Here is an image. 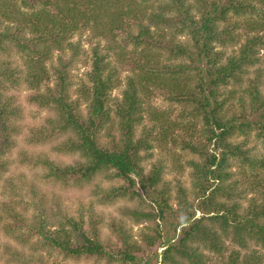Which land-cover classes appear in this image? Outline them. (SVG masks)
I'll return each mask as SVG.
<instances>
[{
	"label": "trees",
	"instance_id": "16d2710c",
	"mask_svg": "<svg viewBox=\"0 0 264 264\" xmlns=\"http://www.w3.org/2000/svg\"><path fill=\"white\" fill-rule=\"evenodd\" d=\"M256 1L263 5L260 11ZM232 11L234 23L220 30L219 24L228 22ZM258 13L262 19L264 0H0V53L17 50L25 60L24 67L14 66L0 56V89L3 90L0 92V140L3 144L10 142L9 136L15 130L11 128L12 121L20 112L4 92L7 87L16 88L27 83L32 90L29 101L54 110L47 120L48 126L37 133V139L32 142L37 144L64 137L62 151L80 152L85 158L83 162L67 167L45 162L51 175L58 179L90 180L99 172L112 170L126 183L121 196L126 197L131 191V199L138 198L146 203L134 190L138 178L153 211L134 212V215L147 221L164 222L165 216L173 210L169 205V193L165 189L158 190L160 173L157 170L146 176L140 165L142 157L139 153L143 148H149L147 141L152 132L136 138V128L144 122L145 111L154 96L151 87L160 88V92L163 90L171 102L192 105L187 116L201 121L205 142L194 144L184 139L185 148L201 159L194 161L192 173L194 187L200 194L195 195L197 207L193 210L188 205L189 208L184 209L185 218L174 226L175 231L182 227L186 232L180 247L161 243L165 248L160 255L161 261L157 254L140 255L141 247L129 233H123L120 251L107 252L99 238L92 236L93 231H86L85 224L72 216L65 224L73 230L66 231L62 225V230L49 231L47 226L51 216H46L44 211L34 219L23 217L27 231L15 238L17 244H28L32 234L37 236L42 247L58 249L68 257L107 256L111 262L119 264H181L185 259L196 264L193 260L200 257V251L194 244L209 243L218 250L221 235L228 228L234 231L235 239L242 246L251 238L264 244V202L257 204L256 199H251V207L243 214L235 211L239 199L244 198L248 190L261 188L264 192V187L255 183L239 192L237 182L232 183L234 188L224 186L232 179L229 170L233 160L248 165L257 173L264 167V153L254 155L251 148L245 147L247 137L251 136L264 149V58L261 60L260 56L264 51V34H260L264 23L259 26L252 19H242L252 14L258 16ZM243 23L249 32L257 31V34L248 35L236 55L225 57L224 53L216 52L217 45L228 48L239 42L242 34L238 38L235 35ZM87 29H93L98 39L112 43L117 42L118 37L120 39V32L126 45H134L130 61L134 74L128 79V88L116 111L120 134L114 136L112 146L100 141V132L111 122L108 98L117 82L114 71H108L109 53L100 55L97 49L94 50V65L89 75L93 88L85 116L80 111V103L70 100L68 68L55 66L51 73L46 64L56 46L77 48L71 36ZM30 34L32 36L27 39ZM182 35L190 36L189 43L180 41ZM118 56L126 62L123 53ZM259 64L256 70H250ZM53 76L57 81L54 87L51 86ZM227 87L230 89L224 93ZM230 105L238 108V112L228 116ZM163 123L159 136L163 138L171 137L181 126ZM240 135L246 138L238 143L235 139ZM4 155L5 152L0 151V172L6 166ZM259 176L254 175V179ZM222 195L227 200H236L228 207L219 202ZM197 209L201 210L203 218L192 220ZM5 231L10 236L15 234V229L9 226ZM16 246L9 245V251L16 261L26 264V257ZM263 263L258 257L246 256L225 264Z\"/></svg>",
	"mask_w": 264,
	"mask_h": 264
},
{
	"label": "rangeland",
	"instance_id": "374dc122",
	"mask_svg": "<svg viewBox=\"0 0 264 264\" xmlns=\"http://www.w3.org/2000/svg\"><path fill=\"white\" fill-rule=\"evenodd\" d=\"M197 4L195 3L196 6ZM255 4L260 11V7L262 8L263 5L259 1H256ZM20 6L24 10L25 6L22 4ZM252 15L244 16L242 19H252L251 21L258 23L259 26L264 23V17L261 19V14ZM229 16L228 22L223 21L219 24L220 30L228 24L234 23V12H230ZM244 23L242 29L236 31L235 36L237 38L242 34L239 42L228 46V48L217 45L216 52L224 53L225 57L236 55V51L246 41L248 35L252 37L257 34V31L249 32V28L246 29ZM251 25L257 28L256 24L251 23ZM246 32L249 33L244 35ZM260 32L263 35L264 29ZM94 33L93 29H87L73 37L71 36V41L77 44V48L75 46L71 50L56 46L46 64L51 73L55 66L60 65V67L68 68L70 100L80 103V111L85 116L89 109L88 96L93 88L89 75L93 70L94 50L97 49L100 55L109 53L110 67L108 71H114L117 82L110 91L108 98V107L112 110L111 122L100 132V141L107 146L110 144L112 146L111 142L114 136L120 134L118 129L119 117L116 111L124 97L125 89L128 88V79L134 74L130 65L134 45H126L125 38L120 32V39L118 37V41L114 43L109 40L98 39ZM31 36L32 34L27 35V39H30ZM188 36L182 35L179 39L184 44L189 43L190 36ZM108 47H111L109 51ZM122 53L124 59L127 58L126 62L119 59L118 55ZM0 54L3 61H11L14 66L24 67L23 55L17 50H8ZM157 55L155 54V56ZM260 56L263 60L264 51L260 52ZM257 67H260V64L250 70H256ZM55 84L57 81L53 76L51 86L54 87ZM229 89L230 87H227L224 93H228ZM160 91L158 87H151V93L154 96L145 111L144 122L136 128V138H143L146 132H152L147 141L150 145L149 148H143L139 153L142 157L140 165L146 176L152 175L153 171L157 170L160 173L158 190L163 191L165 189L169 193V205L173 210L168 212L164 222L147 221L134 215V212L142 214L144 211H153L146 194L141 189L138 178H136L137 186L134 190L141 194L146 203L139 201L138 198L131 199L130 195H133L131 191L126 197L121 196L126 183L123 179L116 177L112 170L99 172L90 180L78 177L58 179L52 176L48 164L45 162L53 163L55 166L67 167L77 165L83 162L85 158L81 156L80 152L62 151L64 137L34 144L32 139H37V133L42 132L48 126L47 120L54 114V110L30 102L32 90L27 83L23 82L16 88L8 89L7 87L4 94L11 98L12 104L17 106L20 112L12 121L11 128L16 131L14 130L10 134V142L3 144L0 140V151L5 152L6 165L5 170L0 172V264H22L20 261H16L17 259L9 251V245L15 247L18 245V250L26 257L25 260L22 259L26 261V264H119L111 262L107 256L68 257L58 249L42 247L41 243L37 242V236L32 234L28 244L23 246L17 244L15 238L27 231L26 221L23 220V217L34 219V216L39 215L42 211L46 213V216H51L47 230H62V225L66 231L73 230L69 224H65L66 219L72 216L85 224L86 231H93L92 236L99 238L107 252L111 250L120 251L123 246L121 241L123 233L125 235L131 234L133 241L138 243L141 247L140 255L148 257L157 254L159 261H161L160 255L165 249L161 243L180 247L186 232L183 231L182 227L175 231L174 226L185 218V208H189L191 205L194 210L197 207L198 199L195 195L200 194L194 187L192 173L194 161L200 162L201 159L185 148V141L194 144H204L205 142L202 139L201 121L187 116L193 108L192 105L190 103L171 102L167 99L165 92ZM0 92L3 90L0 89ZM237 109L235 106H228V116L238 112ZM183 112L186 114L184 115ZM157 118L159 120L155 121ZM165 121H167L168 126L181 125L168 138L159 137L162 130L161 125ZM190 125H192L191 128ZM165 128L167 127L165 126ZM244 138L246 136L240 135L235 141L240 143L244 141ZM184 139L186 140L184 141ZM246 142L245 147L251 148L252 154L264 153L263 146L259 145L253 137H247ZM229 172L232 174V179L224 184L226 188L229 185L234 188L235 184L232 183L236 182L239 192L255 183L264 187V167L258 169L257 173L252 171L248 165L233 160V166ZM259 174V179H254V175ZM246 193L244 198L239 199V205L235 208V211L242 214L245 209L251 207V199H256L257 204L264 202V192L261 188L248 190ZM225 198L226 196L222 195L219 202L226 203L228 207L233 205L236 200ZM193 210L190 207V211ZM200 218H203V213L197 209L192 220ZM61 222L63 223L60 224ZM7 226L15 229L14 236L7 234L5 231ZM218 232L221 233V231ZM240 243L235 239L234 231L228 228L221 235L218 250L209 243L194 244V247L200 251V257L193 261L196 264H225L235 258L255 256L264 262V244H258L252 238L247 240L244 246ZM178 260L180 261V258ZM181 264L193 263L185 259Z\"/></svg>",
	"mask_w": 264,
	"mask_h": 264
}]
</instances>
